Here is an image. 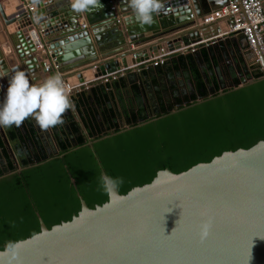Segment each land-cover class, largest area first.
I'll use <instances>...</instances> for the list:
<instances>
[{"label": "water", "instance_id": "95a60500", "mask_svg": "<svg viewBox=\"0 0 264 264\" xmlns=\"http://www.w3.org/2000/svg\"><path fill=\"white\" fill-rule=\"evenodd\" d=\"M229 1L164 0L168 14H154L156 23L142 29L129 19L133 13L122 0L117 1L116 10L110 0H100L103 8L83 14L71 10L70 0H47L43 5L33 4L31 12L21 13L23 0H0V72H8V76L0 77V103L13 69L24 70L30 83L39 84L53 74L44 68L50 58L56 59L63 72L71 73L67 81L77 84L128 67L125 54H134L131 60L136 64L150 58L142 55V50L156 56L164 47L174 51L213 37L212 47L225 44L219 36V23L209 25L215 26L212 33L206 32V27L188 29L195 24L192 14L205 15ZM35 16L42 17L39 23ZM64 22L68 26L58 30L56 25ZM33 31L40 34L48 52L36 48ZM132 46L145 47L131 52ZM253 81L254 77L243 76L239 85L228 88L237 89ZM220 82L218 78L219 88L226 89ZM102 86L116 91L108 83ZM88 91V97L94 99L90 104L94 118L109 101L98 100L93 87ZM202 92L204 89L198 91L197 100L216 93ZM87 123L90 126V119ZM3 128L2 161L8 164L12 159L21 164V155H30V161L40 162L34 150L44 145L28 139L24 122L20 127ZM13 133L16 137L11 140H16L17 146L11 143L8 149ZM61 151L64 149L47 156ZM208 216L213 217L212 226L209 236L201 241L199 226ZM17 242L22 264H264V140L249 148L224 151L179 173L160 170L151 182L125 194L118 191L94 208L82 199V209L71 220L48 227L41 219L40 232Z\"/></svg>", "mask_w": 264, "mask_h": 264}, {"label": "trees", "instance_id": "16d2710c", "mask_svg": "<svg viewBox=\"0 0 264 264\" xmlns=\"http://www.w3.org/2000/svg\"><path fill=\"white\" fill-rule=\"evenodd\" d=\"M208 50L209 48L202 47L196 53L171 55L170 62L173 65L189 69L194 78L192 87L206 88L204 74L198 68V60L199 57L206 59ZM247 76L254 77V81L238 89L227 88L221 91L222 93L218 91L209 99L218 100L213 103H218L219 109L202 118H193L190 115L192 119L186 124L188 129H197L196 121L205 118L209 119L210 128L213 125L218 126L216 130L220 132H210L209 129L206 134L186 136L180 144L183 146L181 152H168V163L164 161L163 154H156L157 157L161 155L159 160L153 163L159 164L156 168H150L149 165H133L132 161L151 162V153L147 157L135 154L133 145L136 142L127 139L124 140V145L116 144L115 147L110 146L101 151L99 146L105 142L97 143L94 146L95 153L87 144L85 124L83 126L80 122L73 121L71 126H68V136L59 138L60 145L65 148L64 152L48 160L46 153L42 149L39 150L35 154L36 158L47 162L11 175L19 184L3 182L0 185V213L5 212L4 216H0V249H4L9 241L17 242L40 232V218L48 227L71 220L82 209V199L91 208L106 202L109 197L100 187L102 172L98 164L99 159L107 175L124 179L119 192L125 194L135 186L151 182L160 170L170 169L179 173L197 163L208 162L224 151L249 148L259 140H264L262 67L252 66ZM213 82L214 88L218 89L217 82ZM172 87L176 91L178 84L172 83ZM195 97L196 94L193 93L191 98ZM176 98L180 99L178 96ZM223 100H226L227 107H224ZM29 132L33 135L32 129H29ZM72 132L78 133L75 140L77 147L67 148ZM168 144L175 145L169 141ZM160 161H164L166 165H161ZM72 177L76 180V187L70 182ZM10 199L16 202L11 203ZM16 199L22 200V203H18Z\"/></svg>", "mask_w": 264, "mask_h": 264}, {"label": "flooded vegetation", "instance_id": "af4514ba", "mask_svg": "<svg viewBox=\"0 0 264 264\" xmlns=\"http://www.w3.org/2000/svg\"><path fill=\"white\" fill-rule=\"evenodd\" d=\"M249 69L242 67L240 68V72L238 73L227 72L223 74L220 82L221 86H225V85L227 86L228 83L227 77L229 78L230 85L231 84L239 85L243 80V76H247V72L249 71ZM141 72H143V70H141ZM123 76L112 82H116V81L123 82L122 81ZM207 81L208 84L206 83V88L204 89V92L201 93L202 95H205L206 93H209L211 91H214L216 93L219 91L220 93H222L221 91L224 90L220 88L215 89L212 83H209V80ZM122 84L123 83H121V85ZM187 84L188 83L183 85L182 84L178 85L176 91L173 90V87L171 85H168L167 87L165 86L150 87V86L141 85L140 88L135 87L133 96L130 98H127L126 96V99L121 97L115 98L113 96L112 97L107 96L106 94L102 95L101 97L99 96L98 100H101L102 102L108 100L109 101L108 104L113 103L111 100H125V101H120L119 105L116 104V109L112 107L109 108L107 104L102 108V111L96 112L97 114L94 116V118L91 115V118H89L90 127L86 129L84 128V133L87 136V144L91 146V148H93V151L95 152L94 146L97 143L103 141L105 143L108 142V144L105 143L100 144L99 150L101 151V150H106L107 147L110 146L115 147L116 144L124 145L125 143L124 140L127 139L130 140V142L135 141L136 144L141 145V147L134 149L135 154L136 153L137 155L143 154V157L144 156L147 157L148 154L151 153V159H152L151 162L150 161L146 162V160H144L135 163V161H132L133 165L136 166L149 165L150 168H156V165L159 164H153V163H156L161 157V155L157 157L156 154L158 153L163 154L165 156L164 161L168 163V152L170 150L172 152H181L183 146L180 144L183 143L184 141L183 139L186 136L187 137L196 136V134L193 133H189L187 135H181L178 126L190 122L192 116L193 118H196V116L201 118L206 117L207 115L213 113L216 109L220 108L218 103L216 104L213 103V102H217L218 100H209L210 98L205 100H197L196 97L195 99L191 98L192 94L195 93L197 95L198 91L201 90V88L199 87L198 89L197 87H188ZM208 86L209 88H207ZM88 90H86V92ZM175 92L183 96L179 97L180 99L178 100L176 97L172 96L174 95ZM88 100H94V99L88 97ZM225 101L226 100H223V102ZM225 106L226 107L228 106L227 102L224 103V107ZM67 113L69 114V112ZM187 115H188V119H186ZM71 118L72 116L69 115L67 118L64 119L68 124V126H71V123L73 122ZM189 130H195V129H189ZM131 132H136V134L132 135ZM77 136L78 133L76 132L71 133V137L69 138L70 144L67 148L77 147V143L75 142ZM168 141L175 145H171V144L167 145ZM55 142L58 146L57 151L61 149H65L60 145L58 137H55ZM45 145H46V152H45L46 156L47 154L54 155V153L51 152L50 145L48 143ZM141 149L144 150L141 151ZM57 156L59 155L52 156L51 158H48L47 156V158L48 160H50ZM164 161H160L161 165H166ZM45 162L47 161H40L39 163L29 161L28 168L26 169H32ZM98 164L102 174L106 173L104 170V165L100 161V159L98 161ZM8 167L11 168V171H8ZM8 167L6 169H1L0 171V185L3 182H10L11 184L12 183L19 184L16 181V178L6 175L7 174L13 175L15 173H19V171L22 172V170L25 167L20 166L19 162L15 163L14 161L13 164L10 165L8 164ZM70 182L74 187H76V180L73 177L71 178ZM10 202L14 203L16 201L10 199ZM17 202L22 203V200H17ZM37 214L40 216L39 211L37 212ZM4 215L5 212L3 214L0 213V216H4ZM41 219L42 218H40V222Z\"/></svg>", "mask_w": 264, "mask_h": 264}, {"label": "crops", "instance_id": "0c3cea01", "mask_svg": "<svg viewBox=\"0 0 264 264\" xmlns=\"http://www.w3.org/2000/svg\"><path fill=\"white\" fill-rule=\"evenodd\" d=\"M39 3L42 5L46 4L47 0H40ZM263 3H264V0H263ZM19 11H20V13L22 11L25 12V8L22 4H21ZM20 13L17 14V17L20 16ZM194 14L196 15V17L193 18L195 20V24L193 26H190V28L188 30L192 31V30L198 29L200 27H202V28L206 27V32L212 33L211 31L215 26L209 27V25H201L200 19H199L200 16H198L196 13H194ZM229 22H231L230 18L219 21L218 25H220V27H221L220 32H225L227 30V25L229 24ZM56 26H57V29L59 30L61 28H66L68 26V23L67 22L59 23ZM53 29L56 30L55 27H53ZM224 40H225V44L221 42L220 44L216 45L215 47L205 46V47L209 48L206 59L199 57L198 68L202 72V74H204L203 76H207L209 83H213L214 80H215V82H217L218 78L222 79V75L227 73V72L238 73V69L236 66H239L240 68L245 67L246 69L251 68L249 61L246 59L247 42L245 41L244 37H242L240 34H238V35L228 36ZM227 40H230L231 42L227 43ZM143 47H145V46H141V47L132 46L131 52H132V50H135V51L141 50ZM141 54L144 56L149 55L150 57H153V54L150 50H147V51L142 50ZM125 55H127L126 57L128 60V66H131L133 64V62L131 60L132 54L131 55L125 54ZM174 55H177V54H173L172 56H174ZM172 56H170L168 58L166 64L161 65V66L151 67L150 69H145V70H143L142 73H141V71L135 72V71L128 70L126 72V75L123 76V78H122L123 82H117V81L116 82H108V85L111 88H115L116 91L106 90V88L102 86V83H100L96 86H93V87H94L96 93L100 97L102 95L106 94L107 96H111V97L113 96L115 98L121 97L124 99H126V96H127V98L132 97L133 92H134V88L135 87L140 88L141 85L150 86V87H153V86H156V87L165 86V87H167L168 85L172 86V83H176L178 85H180V84L183 85V84L188 83L187 84L188 87H192V85L194 83L193 82L194 78L192 77L189 69H187V67L182 68L181 66L173 65L170 62V61H172L171 60ZM236 60H237V62H236ZM168 61L170 63H168ZM123 68H125V67H122L121 69H123ZM70 74L71 73H65V78H67ZM227 82H228L227 83V88H228L230 86L228 77H227ZM121 83H123L125 87H122ZM205 83H206V81H205ZM89 93H90L89 91H87V92L84 91L81 93H76L75 95L71 96L70 99L75 104V110L74 111L68 110L67 112H69V114L66 112V114L64 116V119H65L70 115V116H72L71 120L78 121L81 124H83V126L85 124V126H84L85 129L90 127L87 125L86 122L89 118H91V115H92L91 114L92 109L90 108V104L92 103V100H88V94ZM172 96L173 97H176V96L181 97L183 95L178 94L176 92ZM111 101L113 103L108 104L107 106L109 108L112 107V108L116 109V104L119 105L120 101H125V100H111ZM24 124L27 126L28 130L29 129L33 130V135H31L30 132H28V139L33 140V141L36 140L37 142L42 141V144L44 145V147H41V145H40L41 148L37 147L34 150L35 154L37 152H39V150H41V149L44 152H46V145L45 144H47V143L50 145V149H51L52 153H55V151L57 152L58 146L55 142V137L65 138V136H68V134L70 133L68 131V124L66 123V121L62 125L50 127L47 130L41 129V127L37 124L35 119H33L31 117L27 118L24 121ZM0 131L3 132L4 128L0 127ZM15 137H16L15 133H13L11 136H9L8 139L10 141L8 142V149H10L12 147L11 143H13V144L15 143L17 146V141L11 140V138H15ZM53 140L55 143H52ZM29 157H30V155H28V157H26L25 155H21L20 161H22V162H21L20 166L23 165L25 167L23 170L28 168V162L30 161ZM8 161H9V163H8L9 165L13 164V161L15 163H17V161L12 160V159H9ZM8 164H6L4 161H2L1 157H0V171H1V169H6L8 167ZM6 176H11V174H7Z\"/></svg>", "mask_w": 264, "mask_h": 264}, {"label": "clouds", "instance_id": "9594fccd", "mask_svg": "<svg viewBox=\"0 0 264 264\" xmlns=\"http://www.w3.org/2000/svg\"><path fill=\"white\" fill-rule=\"evenodd\" d=\"M39 2L40 0H32L33 4ZM122 3L133 13L129 19L142 29L156 23L154 14L155 17L162 13L163 15L168 14L164 0H122ZM70 8L75 13L83 14L99 10L103 8V5L100 0H70ZM41 19V16L34 17L36 23H39ZM12 71L6 96L0 103V127L6 128L13 125L20 127L27 118L31 117L35 119L41 129L47 130L50 127L62 125L65 122L66 112L75 110V104L70 99L71 90L66 86L59 72L46 77L43 82L35 84L30 83L29 76L24 70L16 68ZM4 76H8L7 71L0 72V77ZM123 184L122 177L113 178L106 173L101 174L100 187L109 199L118 195L119 188ZM212 222L213 217L211 216L201 221L199 226L201 241L209 236ZM0 261L3 264H22L19 256V242H7L4 250L0 251Z\"/></svg>", "mask_w": 264, "mask_h": 264}, {"label": "built area", "instance_id": "2783aa9c", "mask_svg": "<svg viewBox=\"0 0 264 264\" xmlns=\"http://www.w3.org/2000/svg\"><path fill=\"white\" fill-rule=\"evenodd\" d=\"M118 0H110L111 8L113 10L118 9ZM23 6L26 11L31 12L34 10V5L30 0H23ZM192 18L196 15L192 14ZM232 19L227 25L225 32H220V37L227 38L228 36L242 34L247 41L246 59L248 57L252 59L249 64L252 66L260 65L264 63V3L263 0H230L228 4L222 8L216 9L199 17L201 25L218 24L219 21L224 19ZM217 36V37H219ZM216 37L210 39H202L197 42L190 43L183 46L180 49L170 51L167 48H162L161 54L150 57L139 63L132 64L131 66L117 70L106 75H102L91 81H85L80 83H70L65 78V73L60 69L55 58L47 59L44 63L45 69L48 72H59L66 84L71 90L70 97L76 93L84 92L91 87L106 82H112L122 77L128 70L141 71L150 67H156L164 65L168 58L173 54H187L196 53L200 48L205 46H211L215 42ZM32 40L36 48L42 52H48L46 44L41 39L40 34L37 31L32 32ZM135 57V55H132ZM249 61V60H248ZM96 66V65H95Z\"/></svg>", "mask_w": 264, "mask_h": 264}, {"label": "rangeland", "instance_id": "374dc122", "mask_svg": "<svg viewBox=\"0 0 264 264\" xmlns=\"http://www.w3.org/2000/svg\"><path fill=\"white\" fill-rule=\"evenodd\" d=\"M143 70H145V69H143ZM54 74V73H53ZM186 119H188V115L186 116ZM209 119L207 120V119H205V118H203L201 121H196V125H197V129H195V130H189L188 128H187V126H186V124H184V125H179L178 126V128H179V132L181 133V135H187V134H189V133H193V134H196V135H201V134H206V133H208L209 131V129L211 130L210 132H220L219 130H216V128L218 127V126H216V127H214V125L210 128L209 127ZM139 133V132H138ZM131 134L132 135H135L136 134V132H131ZM184 140V139H183ZM138 147H141V145L140 144H135L134 145V149L135 148H138Z\"/></svg>", "mask_w": 264, "mask_h": 264}, {"label": "bare ground", "instance_id": "6f19581e", "mask_svg": "<svg viewBox=\"0 0 264 264\" xmlns=\"http://www.w3.org/2000/svg\"><path fill=\"white\" fill-rule=\"evenodd\" d=\"M225 39V38H224ZM213 44V43H212ZM212 44H211V46H212ZM161 51H162V49H160V51H159V54L158 55H160L161 54ZM248 60H249V62H252V59L250 58V57H248ZM44 68H45V66H44ZM46 70V69H45ZM47 71V70H46ZM108 74V73H107ZM106 83H108V82H106Z\"/></svg>", "mask_w": 264, "mask_h": 264}]
</instances>
